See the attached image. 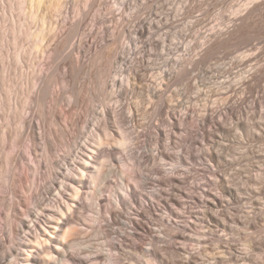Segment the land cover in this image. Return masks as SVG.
<instances>
[{
  "label": "rangeland",
  "instance_id": "obj_1",
  "mask_svg": "<svg viewBox=\"0 0 264 264\" xmlns=\"http://www.w3.org/2000/svg\"><path fill=\"white\" fill-rule=\"evenodd\" d=\"M120 1L62 0L57 9L41 2L31 16L27 5L22 6L24 9L18 7V0H0V171L6 173L0 175V264H25L22 258L29 255L34 247H25L30 239L24 241V235L33 233L34 229L45 231L44 227L47 228L60 216L58 204L61 200L54 183L61 180L60 174L79 175L76 168L67 165L74 161L76 165L84 156H89L87 150L79 149L85 140L90 142V146H86L89 151L98 149L94 139L100 133L97 127L104 118L100 111L105 105L118 106L111 90L114 77L130 79L129 89L133 91L128 92L125 106L133 109L132 116L136 119V131L133 130L136 138L131 147L135 151L143 150L147 158L134 162L140 171L138 173L134 166L120 167V149L114 150L107 145L99 147L102 154L110 152L111 148L114 155L107 156L109 161L106 166L115 171L103 189L104 199L99 211L92 204V199L83 196L81 207H77L72 217L75 221L79 220L84 229L76 224L80 232L73 229L77 233L72 231L74 234L70 235L71 239L82 237L86 241L96 239V242H101L100 237L97 240V235L104 233V249H84V246L68 249L77 259L75 264H110L106 255L119 264H150L144 257L138 259V255L129 248L120 251L116 247L120 242L142 244L149 240H152L155 249L164 245L168 264H215L214 259L219 260L216 264H264V0L262 3L261 0H126L127 6ZM254 3L259 4L258 9L245 23L242 22L240 15ZM96 14L108 20L126 16L138 24L151 19L161 20L163 24L161 27L154 22L155 32L152 28L151 33L147 32L139 39L147 41L150 38L155 47H141L143 59L135 54L133 65H125V72H122L124 66L121 68L120 63H111L113 51L106 52L108 55L103 58H96V52L102 46L101 36L96 38L100 45L97 49L88 48L85 44L89 22ZM123 23L127 27L128 21ZM237 25L241 26L240 35L222 44L207 58L199 59L191 71L172 72L169 77L159 78L160 64L168 56L175 58L181 52L182 39L185 41L226 28L233 30ZM24 27L34 34H40V28L46 29L43 45L33 55L30 39L21 32ZM162 32H168L166 43L172 48L170 53L168 49L161 48L159 34ZM125 35L116 45L120 46L122 41L134 36L129 31ZM102 36L108 38V30ZM141 45L142 42L136 46ZM78 48L84 52L77 67L72 59ZM133 48L137 47L133 45ZM197 50L199 47L195 46L192 52ZM253 53L257 55L254 60L245 64L240 62L243 55ZM252 70H257L258 80L249 74ZM243 75L249 79L247 84H238ZM228 78L234 85L228 89L221 88L218 82ZM148 83L160 85L164 97L159 100L157 97L150 99L147 94L140 95ZM230 89L234 90L233 94ZM79 90L80 98L76 99L74 95ZM226 94L231 97V102L239 100L238 97L243 94L241 105L245 108L239 114L240 119H234L227 132L212 130L211 135L204 136L191 118L185 125L189 127L188 132L170 126L167 113L171 107L174 106L181 114L191 102L201 114L205 105L222 106ZM129 115L125 110L121 118L124 126H127ZM245 118L247 121L244 122ZM107 119L113 129L111 132L117 136L115 116L110 115ZM23 120L34 126L38 140L33 143L30 142L28 126H22ZM40 130L44 138L53 141L54 150L49 157L45 155L43 139H39ZM144 131L146 135H142ZM203 147L212 150L214 157L211 162L199 155L197 149ZM156 148L166 150L168 156H161ZM5 151L10 161L8 164L4 160ZM40 161L43 163L39 165ZM210 164L218 171L214 175L216 178L212 175ZM175 165L178 175L184 178L177 186L178 190L172 192L177 202H171V207L179 216H173L171 226L166 227L160 219L167 211L164 207L167 206L164 202L168 200L167 191L157 180L164 179ZM119 168L126 171L124 182L121 181ZM14 171L23 177V181L14 183L19 190L17 197L10 193L12 185L7 178ZM192 184L196 186L191 187ZM228 184L231 185V193L226 190ZM208 189L221 193L225 202L223 206H218L221 211L217 221L206 218L202 223L199 219L203 217L199 199L203 190ZM125 190L131 191L136 202L129 200ZM11 203H14L12 212ZM115 207H119L125 217L136 218L138 229L134 234H128L131 231L128 221L117 225L110 220L109 209ZM21 219L28 222L30 229L14 232L12 225L18 224ZM148 221L160 235L159 239H154L153 233L142 230ZM96 225L100 229L92 231ZM178 232L184 233V238L175 237ZM120 234L124 235V240ZM164 239L167 242H163ZM227 243L236 256L225 250ZM21 252L20 256L18 253ZM95 252L98 256L92 259L96 256Z\"/></svg>",
  "mask_w": 264,
  "mask_h": 264
},
{
  "label": "bare ground",
  "instance_id": "obj_2",
  "mask_svg": "<svg viewBox=\"0 0 264 264\" xmlns=\"http://www.w3.org/2000/svg\"><path fill=\"white\" fill-rule=\"evenodd\" d=\"M108 1H110V0H108ZM41 2H44V3L46 2V3H48V7L53 6L54 7L53 9H57L59 6H61L62 0H45V1L44 0H18V7H22V6L27 5L29 8V12H30L31 16H33L37 10L35 8L39 7ZM119 3L123 4L124 6H127L126 0H122ZM261 3H262V0H261ZM258 5H259L258 3H256V4L254 3L252 6H248L246 9H244L245 12L242 15H240L241 21L245 23V21L251 16V14L255 10L258 9ZM22 9H24V7H22ZM37 16H34V18H36ZM65 17H66V15H65ZM124 20L128 21L127 27L123 23ZM154 22L156 24H160L162 27L163 23L161 22V20L155 21V20L151 19L149 21H145V22H142L141 24H138V22H136L132 19H129L126 16H123V17H121V19H118V20H113V19L108 20L106 18H100L99 15L96 14L93 18H91V20L89 22L87 32H86V36H85L86 37L85 44L88 46V48H93V50H95V49H97V47L100 46L99 42H97L96 38L101 36L102 46H100L101 49L98 48L99 51L96 52V58L97 59L103 58L104 56L108 55L106 52L113 51V59L111 60V63L112 64L113 63L114 64L120 63L121 68L124 66V70H122V72H125V65H127V64L133 65L135 54H139L138 57L143 59V57H144L143 52L144 51L140 50L141 47H143V46H145V47L146 46H152L153 47L154 43L150 38L147 41H141L139 39L142 36H144L145 33H147V32H148V34L151 33V29L154 26ZM163 26H165V25H163ZM175 28L176 27H174V29ZM153 29L155 32V28H153ZM105 30H108V32H109L108 38H104L102 36L103 32ZM45 31H46V29H44V27L40 28V32H39L40 34H34L28 27H24L21 30V32L23 34H25L27 36V38L30 39V42H31L30 46H32L31 47L32 48V51H31L32 54L31 55H33V53L38 51V48L42 47V45H43L42 43L44 40L43 35H44ZM126 31H129L131 33V35L134 34V36H132L128 41H122V44L120 46L116 45L117 41L121 38L122 35L126 37V35H125ZM156 31H158V30H156ZM240 33H241V26L237 25L236 28H234L233 30H229V28H226L224 30L216 31L215 33H212V34H206V35L205 34L204 35L199 34L198 37L200 38V40H197L198 37H190L189 39L185 38L186 39L185 41L182 39V41H180L182 46H183V48L181 49V52L178 53L175 58L168 56L167 58H165V60H163V63L160 64V66L158 68L159 74H160L159 78L162 79L163 76H167V75L169 77V75L172 72H175V73L184 72V73H186L189 70L191 71V67H193L194 64H196L199 59L203 60L204 58H207L208 56L212 55L217 50V48L222 46V44L226 43L231 38L233 39L234 37H238L240 35ZM168 36H169L168 32H162L159 34V40L161 41V44H162V47L161 46L160 47L163 50L168 49L169 50L168 53H170L172 48L170 49V47H168L167 43H166ZM171 36L175 37V35H171ZM222 36H224V37H222ZM146 38H148V37H146ZM143 40H145V39H143ZM140 42H142V45L136 46L137 43H140ZM133 45H135V47H137V48H133ZM116 46L117 47L119 46V47L116 48ZM195 46H198L199 50H197L195 53H193L192 51H193V48ZM162 49H161V51H162ZM83 52L84 51L82 48H78L74 53V56H73L74 59H72V62L77 67L79 65L80 56L82 55ZM162 52H164V51H162ZM256 56L257 55L254 53L243 55V57H241V59H240V62L242 64L248 63V62L254 60ZM18 58L19 59L21 58L20 54H18ZM35 65H36V63H35ZM249 74L253 75L255 79H257V80L259 79V77L257 76V70H252ZM176 76H177V74H176ZM248 80L249 79H247V75H243L240 77L238 84H242V83L247 84ZM129 81H130L129 77H127V79L117 78V77H114L112 79V83H111L112 95L115 94V96L118 100V106L117 105H115V106L105 105L102 107V110L100 112H101V116L104 118L99 123L100 126L98 125V127H97V128H99L100 133L96 134L95 139H94V142L99 147L102 145H107L108 147L111 146V148L114 150L115 149H118V151L121 150L122 153L120 152L121 155L119 156V162H120V167H124V169H126V167L130 168L131 166L136 167V163H134V162L137 159L147 158V156L143 150L135 151L131 147L132 142L136 138L133 135V132L135 133V131H136L135 130L136 129L135 128V122H134L136 119H134L132 116L133 109L130 106H128V107L125 106L126 103H128L126 101L127 94H129L131 91H133V89H131V91L129 89V86H130ZM218 83H219L220 87L224 88V89H228L232 85H234V83L231 82V80L229 78L227 80H221ZM148 84L145 85L146 89L143 88L144 90L140 91V93H141L140 95H146L147 94L150 99L153 97H157V98H159V100L164 97L162 91H160V88H161V87H159L160 85H150V84L148 85ZM153 84H155V82ZM232 89H230V90H232ZM233 91L234 90L231 91L232 94H233ZM205 94L207 95L206 91H205ZM224 94H225V92H224ZM228 94H229V92H228ZM226 95H224V96H226ZM74 96H76L75 97L76 99H79L80 98V90ZM243 96L244 95L242 94L241 97H238L240 101L236 100L234 102H231L230 101L231 97L229 95H227L225 97L226 101L224 104L222 103V106L221 105L217 106L214 104H212L211 106L205 105V107L203 108V112L201 114L199 113L198 109L194 106V104L191 102H188V105H186L184 107V110L181 114H179L178 109H176L173 106L170 108V110L167 113L168 118H169L168 120H170V126H172L173 129H182V130L188 132L189 127H187L185 125L187 124L188 119L191 118V119H194V121H195L194 124H196L197 128L202 130V135L204 134V136L205 135H208V136L211 135L212 130H220L221 132H227L231 128V126H233L232 122L234 121V119H240L239 114H240L241 110H245V108L241 105V103L243 102ZM233 98H232V100H233ZM210 99H211V97H210ZM237 101H238V103H237ZM239 104H240V106H239ZM237 107H239L238 110L236 109ZM125 110H128V112L130 114L129 120L127 121V126H124V122L121 119ZM110 115L115 116V119H116L115 123H117V130H118L117 136L111 132V130L113 131V129H111V127H110L111 125L109 124L110 122H108L109 120L107 119L108 116L110 117ZM245 121H247L246 118L244 119V122ZM26 125L29 128L30 142L33 143L38 138V137H36V134L34 132V129H33L34 126L32 123H30L26 120H23L22 126H26ZM207 126H209V127L207 128ZM112 127H113V125H112ZM38 128L41 129V127L39 125H38ZM133 130H135V131H133ZM171 132H173V131H171ZM139 133H142V132H139ZM139 133L137 134V136L139 135ZM142 135H146V131H144L142 133ZM39 139H43V149H44L45 155L47 157H49L50 153L54 150L53 141L51 139H47L46 137L44 138L41 130L39 132ZM86 146H90V142H88L87 140H85L81 144L79 149L80 150H82V149L87 150L88 151L87 153H89V156L88 157L84 156L82 159H80V161H78V163L76 165H74L75 161H74V163L67 165V167L74 168V169L76 168L79 175H77V176L70 175V174H68V172L66 174H60L59 173L62 178H61V180H59V182L54 183L55 188L57 187V194H59L60 200H61L58 204V209L60 210V211H58V213H60V216L56 217V219H54V221H52V223L50 225H48V227H47L48 229L46 227H44V229H46L45 231H41V229L39 228L40 230L34 229V230H32L33 233H26V235H24V241H28V239H30V242L25 243V247H28V246L34 247V249L30 250L33 252L29 251V255H26L25 256L26 258L24 257L25 259L22 258L26 262L25 264H51V263L52 264L53 263L54 264H75V262H77V259L67 251L68 249L81 247V246H84V249H86V247H102V237H104V233H100V235H97V240H98V237H100L101 242H96L95 241L96 239H94V241H86V239H82V237L81 238L80 237L79 238L74 237V239H71V235H73L74 233H77V232H74L73 229H75V231H77L79 229V228L76 229V227H77V226H75L76 224L80 225V227H82V229H84V225H82V223H80L79 220L75 221L74 220L75 218L73 219L72 213L77 211V207L80 205V201L83 200L82 199L83 196H87V198L92 199L93 200V201L91 200L92 204H94L99 211L101 201L104 199L102 197L103 189H104V187H106L105 185L107 184V182L109 180V176L111 177L113 172L115 171L114 168H112V167L107 168V166H106L107 165L106 163H108V161H109L108 157L110 158V156L113 154V151L111 150V148L109 149L110 152H105L104 154H102V152H100V150H99L100 149L99 147H98V149H96L94 147L95 149H90V151H89ZM76 148H78V146H76ZM156 149L158 150V153L161 156L167 155L165 153L166 150L161 151V150H159V148H156ZM197 150H198L199 155H201V157L205 161H210L214 157L212 150H210L208 147L207 148L203 147V148L197 149ZM77 151L79 152V150H77ZM99 155H101V156H99ZM99 157H101L102 159H100ZM115 157H116V155H115ZM4 160H5L6 164L10 163V161H8V153H6V151L4 152ZM177 160H179V159H177ZM110 161H112V160H110ZM177 162H179V161H177ZM42 163H43V161H40L38 164L40 165ZM209 166L213 172L212 175L216 176L215 172L217 170L215 168H213L214 165L210 164ZM62 170H63V167H62ZM119 171L121 173V176H120L121 181L124 182L125 176H126V171L120 170V168H119ZM136 171H138V167H136ZM139 172L140 171H138V173ZM2 173H4V175H6L5 171H0V175H2ZM180 173H182V171H180ZM217 174H218V171H217ZM7 178H8V180H10L11 185H12L10 193L12 194V196L17 197L19 190L14 186V183L15 182H21L23 177H21V175L19 176L18 172L14 171L11 175H7ZM215 178H213V179H215ZM183 179L184 178L182 176L178 175L177 165H175V166H173V169L169 172V174H167V176L164 179L161 178V180H157L158 184H160V186H161V184L163 186H165V188H166L165 190L167 191L166 200L167 199L168 200L164 201L165 204L167 205V206H164V207H166L167 211L164 209L166 211V214L163 216L162 219H160L161 224L166 226V227H168L169 225L171 226V224L173 222V218H172L173 216H175V217L179 216L178 213H175L176 211L174 212L173 208L171 207V205H172L171 202L176 201L175 198L172 197V192H174L175 190H178L177 186L182 184V182L184 181ZM211 182H212V180H211ZM193 186L195 187L196 185L192 184L191 187H193ZM121 189H123V188L121 187ZM213 190H214V188H213ZM226 190H227V192H230V193L232 192V188H231L230 184L227 185ZM124 192L127 196H129V200L131 202H136V199L132 195L131 191L125 190ZM200 197H201V199H199V203H200L199 206H201V210H202L201 213L203 214V217L199 218V219H201L200 221H202V223H203L206 221V218H209L212 221H217L219 219L218 214L221 211V208H220V210H218V206H223V203L225 202L222 194L219 192H212V190H209V191L203 190V196H200ZM163 200L164 199H162V201ZM227 201L228 200H226V202ZM13 204L14 203L10 204V211L11 212L14 210ZM173 204H175V202ZM183 204H186V202H184ZM79 207H81V206H79ZM82 207H84V203H82ZM194 212L197 213L198 211L195 210ZM58 213H57V215H58ZM82 213H83V211H82ZM137 215H140V213H137ZM52 216H53V214H52ZM109 218H110V220H112V222L116 223L117 225H119V223L122 221H124V222L128 221L129 228L131 229V231L128 233L129 235L134 234L136 232V230L138 229V222H137V220H135L136 218L132 219V218L125 217L119 207H117L116 209H114V208L109 209ZM50 221H48V222H50ZM239 221H241V220L239 219ZM44 225H46V224H44ZM32 227H34V223H32ZM140 228H142V227H140ZM27 229H30V226L28 225V222L26 220L21 219L18 224H16L15 226L12 225V230L14 232L18 231V230H21V232H22V231H26ZM98 229H100V227H98V225H96V227H94V229H92V231H98ZM142 230L145 231L146 233L147 232L150 234L153 233L154 239L160 238L159 237L160 235L159 236L157 235V231L152 227V223L149 221H148L147 225L143 226ZM78 231L80 232V230H78ZM178 233L179 234L176 233L175 237L184 238V235H183L184 233H182V234H180V232H178ZM28 235H30V237H28ZM120 235L122 236V240H124L125 239L124 235L123 234H120ZM77 236H78V234H77ZM89 237H92V236L90 235ZM68 238H70V239H68ZM127 242L128 243H126V244H123V242H120L117 244V246L116 245H114V246H116L118 248V250H120V251H126L124 248H129V250H131L132 252H134L138 255V259H140V257H144L145 261L150 263V264H168L166 262L165 254H167V252H166V249L163 247L164 245H161V246L157 247V249H155V248H153L154 246H153L152 240H149V242H143L142 244H145V246H142V244L137 243V242H132V241H127ZM163 242H167V241H165V239H164ZM86 243H88V245H86ZM23 245H24V243H23ZM224 248H226L225 250L231 256H234L236 254L232 250V247L228 243L224 246ZM102 249H104V247H102ZM91 252L94 253V251H91ZM18 254H20V256H21L22 252L18 253ZM95 255L96 256H94V258H92V259L97 258L98 253L95 252ZM2 258H5V256ZM106 259H108V263H110V264H119L116 260H110V257H108V255H106ZM78 261H80V260H78ZM218 262H219V260L214 259L215 264ZM98 263H100V262L98 261ZM81 264H85V263L81 262ZM122 264H132V263L125 262Z\"/></svg>",
  "mask_w": 264,
  "mask_h": 264
}]
</instances>
